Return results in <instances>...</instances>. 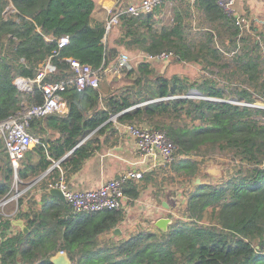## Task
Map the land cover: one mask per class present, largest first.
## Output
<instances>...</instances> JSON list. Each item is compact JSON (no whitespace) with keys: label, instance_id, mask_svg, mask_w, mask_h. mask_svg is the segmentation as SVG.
I'll return each instance as SVG.
<instances>
[{"label":"trees","instance_id":"16d2710c","mask_svg":"<svg viewBox=\"0 0 264 264\" xmlns=\"http://www.w3.org/2000/svg\"><path fill=\"white\" fill-rule=\"evenodd\" d=\"M175 2L168 29L158 27V17L169 12L166 2L138 17L121 15L104 42L106 20L93 18L94 0H0V122L44 105L42 86L73 77L69 60L105 74L122 52L135 57L173 52L175 64L208 72L180 75L163 70L162 62L141 60L129 66L124 84L112 80L107 92L69 86L60 94L66 113L52 111L30 120L28 131L38 142L17 168L0 139V201L13 194L16 175L19 186L26 187L68 152L80 157L70 160L73 172L78 171L89 157L80 143L112 116L163 130L176 144L171 167L185 185L180 200L175 193L162 196L176 212L166 213L173 219L167 232L140 229L112 236L124 220L122 209L72 214L66 205L65 219L61 205L43 218L54 236L65 227L59 250L69 249L77 264H264V33L254 22L243 31L217 0ZM11 4L16 10L6 13ZM197 13L202 26L194 27ZM62 37L68 43L53 55ZM45 61L55 70L40 83L28 91L15 85L17 78L34 81ZM53 131L59 137L53 138ZM214 152L239 165L221 181L195 183L204 156ZM124 189L139 197L134 182ZM25 199L18 198L19 208ZM10 225L0 214V228ZM101 234L108 236L99 240ZM36 245L28 235L10 236L0 243V256L13 264L14 259L53 264V255L38 258L30 248Z\"/></svg>","mask_w":264,"mask_h":264},{"label":"crops","instance_id":"0c3cea01","mask_svg":"<svg viewBox=\"0 0 264 264\" xmlns=\"http://www.w3.org/2000/svg\"><path fill=\"white\" fill-rule=\"evenodd\" d=\"M94 2L95 9L93 18L101 21L106 20L107 13L105 7L113 6L114 1L94 0ZM15 10V7L11 4L6 10V13ZM236 13L238 16L247 19L249 23L261 24L264 22L261 18L264 15V0H239L236 5ZM197 14V16L200 15L199 13ZM99 87L105 92L109 90V84L106 82L100 81ZM51 103L55 104L57 108L49 109ZM51 103L47 106V112H67L66 102L62 96L55 98ZM113 117L91 132L80 143V145L83 144L86 147L85 151L89 154V157L78 171L73 172L74 165L70 160L75 159L78 161L80 157L72 155V151L68 152L58 161H54L49 157L48 159L53 162L51 167L39 177L41 179L36 184L32 186L34 179H31L32 181L28 183L31 185L30 190L25 193L26 199L24 206L19 208L17 203L12 204V202L0 206V214L6 222H10L11 224L7 229L0 228V243L4 238L17 236L22 233L28 235V241L30 240L34 244H37L35 247L31 246L30 248L35 250L38 258L49 255L54 256L58 251H61L59 250V246L63 241L65 227L57 230L56 236H54L52 229H50L51 223L42 224L43 218L51 217V213L56 212V209L61 205L63 206V214L61 217L64 216L65 219L67 218L68 211L66 210V202H62L58 198L53 197L49 193L50 188H45L48 184L53 183V180L59 181L64 179L68 187L72 190H91L99 188L107 181L119 177L127 170L144 171L142 179L138 181L131 180L138 185L139 197L134 198L125 193L126 198L121 208L124 212V220L118 226L122 230V235L128 232H136L140 229L151 230L148 227L153 225L154 228L156 220L164 215L168 217L166 213L174 211L173 207L169 204V200L162 196L164 193H169L172 190L171 194H177L176 197L178 198V188L180 187L182 189L185 184L178 182V175L171 166L169 168L156 167L160 160L159 155L150 157L146 163L141 164V151L125 128L126 123L119 122L118 119L115 122L112 120ZM51 135L53 138L59 137V132L53 131ZM206 171H208L207 168ZM164 176L171 177L169 183L163 178ZM198 178L201 180L200 183H213L209 182V180H204L201 175ZM195 183L199 184L197 180ZM15 184H18L16 183V177ZM28 187L29 185L25 188ZM188 188L192 189L190 185ZM159 199L161 202L158 201ZM171 199H173V203L176 200L175 197H170ZM183 200L182 203H184ZM163 202L167 203L169 210H166ZM14 220H22L29 231L23 232L21 228L13 225ZM111 235L113 236V232ZM107 236L108 234H101L99 235V240H104ZM64 252L72 262L77 264V261L71 258L69 249H66ZM13 261L15 262L14 264H21L20 259L18 261L14 259ZM0 264L13 263L11 259L3 260L0 256Z\"/></svg>","mask_w":264,"mask_h":264},{"label":"built area","instance_id":"2783aa9c","mask_svg":"<svg viewBox=\"0 0 264 264\" xmlns=\"http://www.w3.org/2000/svg\"><path fill=\"white\" fill-rule=\"evenodd\" d=\"M174 1L177 0H116L114 5L105 7L107 19L104 24L106 42L107 36L111 29L119 24L120 16L128 14L138 17L142 14L153 12L156 8H160L164 3H169L173 6ZM191 5H194L198 0H185ZM239 0H217V4L222 12L237 19V24L243 30H248L250 27L249 21L240 17L236 13V5ZM68 43L67 37H62L58 41V49L53 52V55H58L60 51L64 50ZM173 52L161 53H140L138 60H145L150 62H169L174 60ZM131 60L129 54L122 52L116 63V68H125L127 63ZM73 72V77L68 81L58 83H48L42 86L45 95V104L42 106H35L27 109L22 114L11 117L5 121L0 122V139L4 141L5 148L9 154L11 162L15 168L18 167L20 161L25 153L34 146L38 139L35 138L29 131L28 126L31 119L41 117L47 113V106L55 98H58L69 86H74L78 91H85L88 88H98L101 81L102 73L100 70H94L87 64H82L77 60H69ZM55 68L50 61L47 67L41 69V72L34 81L26 80L24 78H17L15 85L23 90L28 91L35 82L40 83L41 80ZM118 116H114L112 120L116 122ZM125 128L129 135L135 140L136 145L141 151V164L146 163L150 157L156 155L160 156V160L156 167L169 168L176 159L177 146L169 135L156 128L142 126L134 123H126ZM144 176V171L141 170H127L119 177L111 179L102 184L99 188L91 190H72L68 187L66 181L61 179L55 183H51L49 188H59L63 192L66 204L71 208L72 214L79 213H101L108 210H120L125 201L124 186L131 180L138 181ZM41 178L34 180L32 186L36 184ZM16 183L18 177L16 176ZM29 184V188H30ZM31 186V187H32ZM20 194L7 198L0 202V206L6 205L13 200L19 198ZM18 205V199H17ZM64 253V251H61ZM71 264H75L72 262ZM236 264V263H233Z\"/></svg>","mask_w":264,"mask_h":264},{"label":"rangeland","instance_id":"374dc122","mask_svg":"<svg viewBox=\"0 0 264 264\" xmlns=\"http://www.w3.org/2000/svg\"><path fill=\"white\" fill-rule=\"evenodd\" d=\"M173 4H174L173 6H171L169 3L167 4L168 5V8H169V12L167 13L166 16H159L158 17V21H159L158 27L159 28H166V29H168L170 27L171 22L173 20V16H174L173 9L175 8L176 5H178V3H176L174 1ZM261 18H262V20H264V15H262ZM198 19H199V16L195 17V19L193 21V26L194 27H196L197 25L202 26L200 20H198ZM257 27L259 28L258 30L260 32L264 33V22L261 23V24H257ZM245 30L246 29H243V31H245ZM250 34L252 36L255 35V33L253 31ZM255 36H258V35H255ZM127 54H129V56L131 58V60L127 63V67L116 69L117 66L115 64L110 71H107L105 74L102 73V75H101V82H106V83L109 84L112 80H118L119 81V83H118L119 85H122V84H124L126 82V79H125L124 76L126 74V71L129 68V66L131 64H133V63H138V61H139L138 60V55L135 57V55H133L132 53L127 52ZM163 66H164L163 67V70L165 68H167V70H168L169 73L176 72V73H178L180 75L193 76L195 74H197V75H202L203 73L208 74V72H206V71L204 72L202 70H199L195 66H192V65H189V64H184V65L175 64L173 61H171V62H165V63H163ZM215 70H216V68H215ZM259 105H262L263 106L262 103H259ZM203 160L205 161L206 164H204V166L202 167L201 176H202V178L204 180H209V182H213V183L214 182L221 181L223 178L226 177V175L229 172L234 171L235 168L239 165L237 162L231 161V158L229 156L227 157L225 154L220 153V152H214L212 154L209 153V154H207V155L204 156ZM206 168L208 170L209 169H214V170H216L215 172L218 171L217 175H212L211 173H209L208 171H206ZM163 178H165L167 180V182L169 183L171 177L164 176ZM181 179L182 178H179V180H178L179 183H182V180ZM24 188L21 189V187L19 186V184H15L14 185V192H13L12 196H10V198L16 196L17 193L20 194L18 197H20L21 195L22 196H25V193L28 190H30V188L29 187L28 188H25V189ZM180 190L181 189L179 187L178 188L179 197L177 198V200H180V198H181V196H180ZM171 191L172 190L169 191V194H171ZM17 199L13 200L12 201V204L17 203L16 202ZM172 212L174 213L175 211H172ZM175 216H176V214H175ZM46 219H49V217H46ZM53 219H55V218H53ZM148 228H150L153 232H158V230L156 229V227L153 228V225H151ZM144 230H146V229H144Z\"/></svg>","mask_w":264,"mask_h":264},{"label":"water","instance_id":"95a60500","mask_svg":"<svg viewBox=\"0 0 264 264\" xmlns=\"http://www.w3.org/2000/svg\"><path fill=\"white\" fill-rule=\"evenodd\" d=\"M49 61H45L42 66H41V69L47 67ZM32 88V87H31ZM30 88V89H31ZM216 170L214 169H209L208 172L211 173L212 175H217L218 171L215 172ZM200 179L198 178L197 179V182L200 183ZM49 193L55 197V198H58L60 201L62 202H65V197L63 195V192L61 191V189L59 188H50L49 190ZM186 199L183 200V202H185ZM163 206L166 208V210H169L168 209V205L166 202H163ZM173 223V219L169 218V217H166L165 215L162 216L161 218H159L158 220L155 221L154 223V226L162 231V232H167L168 231V228H169V225H171ZM13 225L15 226H18L19 228H21V230L23 232H28V228L25 226V224L23 223L22 220H14L13 221ZM122 230L120 227H116L114 230H113V236H122ZM50 261L53 263V264H71L72 261L71 259L69 258V256L64 252L62 253L61 251H58L54 256H52L50 258Z\"/></svg>","mask_w":264,"mask_h":264},{"label":"bare ground","instance_id":"6f19581e","mask_svg":"<svg viewBox=\"0 0 264 264\" xmlns=\"http://www.w3.org/2000/svg\"><path fill=\"white\" fill-rule=\"evenodd\" d=\"M57 108V106L53 103L50 104L49 109Z\"/></svg>","mask_w":264,"mask_h":264}]
</instances>
